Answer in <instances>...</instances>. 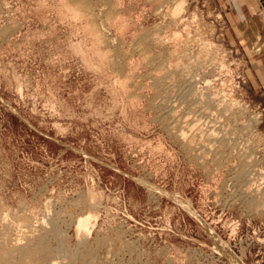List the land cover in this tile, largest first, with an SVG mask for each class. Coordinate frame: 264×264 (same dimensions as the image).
I'll list each match as a JSON object with an SVG mask.
<instances>
[{"label":"rangeland","instance_id":"1","mask_svg":"<svg viewBox=\"0 0 264 264\" xmlns=\"http://www.w3.org/2000/svg\"><path fill=\"white\" fill-rule=\"evenodd\" d=\"M179 1L0 0V264H264V105Z\"/></svg>","mask_w":264,"mask_h":264},{"label":"crops","instance_id":"2","mask_svg":"<svg viewBox=\"0 0 264 264\" xmlns=\"http://www.w3.org/2000/svg\"><path fill=\"white\" fill-rule=\"evenodd\" d=\"M212 1L228 6V34L238 46L250 72L246 88L254 89L256 101L264 105V16L257 14L259 0Z\"/></svg>","mask_w":264,"mask_h":264},{"label":"bare ground","instance_id":"3","mask_svg":"<svg viewBox=\"0 0 264 264\" xmlns=\"http://www.w3.org/2000/svg\"><path fill=\"white\" fill-rule=\"evenodd\" d=\"M184 0H180L178 3H177V5H176V7H175V9H174V11H172L174 14H177V13H179L182 9H183V6H184ZM186 4V3H185ZM183 11V10H182ZM178 15V14H177ZM191 77L192 76H190V80H192L191 79ZM186 80H188V79H186ZM186 82H188V81H186ZM192 82V81H191ZM190 85V84H189ZM184 93V92H183ZM188 93H191V92H188ZM179 95V94H178ZM191 127H189L188 129H190ZM183 129V128H182ZM192 130V129H191ZM183 131V130H182ZM185 131V130H184ZM186 132V131H185ZM191 132V131H190ZM194 132V131H193ZM192 132V133H193ZM183 133V132H182ZM181 133V134H182ZM187 133V132H186ZM185 133V134H186ZM188 133H189V131H188ZM191 133V134H192ZM179 136H180V134H179ZM188 136V135H187ZM190 136H192V135H190ZM181 138H184V137H181ZM188 138V137H187ZM229 139V138H228ZM183 140V139H182ZM184 141V140H183ZM198 147V146H197ZM196 148V147H195ZM247 176V175H246ZM152 188V187H151ZM174 198V197H173ZM177 200V199H176ZM94 201V200H93ZM92 201V203H95V202H93ZM179 201V200H178ZM91 202V201H90ZM180 202V201H179ZM178 202V203H179ZM182 204V203H181ZM90 205H92V204H90ZM184 205V204H183ZM93 206V205H92ZM94 206H96L95 204H94ZM187 206V205H186ZM190 206V205H189ZM188 206V207H189ZM94 208V207H93ZM189 212H191V211H189ZM83 216V215H82ZM197 218V217H196ZM5 219V218H4ZM198 219V218H197ZM6 221V220H5ZM1 222V221H0ZM1 223H3V222H1ZM5 224V223H4ZM3 224V225H4ZM1 225V224H0ZM2 225V226H3ZM9 225V224H8ZM87 225H88V218H80V219H78V221H77V230L78 231H82V230H85L86 229V227H87ZM4 227V226H3ZM91 227V226H90ZM0 228H1V226H0ZM4 228H2V230H3ZM88 230V229H87ZM210 230V229H209ZM4 231V230H3ZM211 231V230H210ZM2 231H1V229H0V233H1ZM77 232V231H76ZM6 233V232H5ZM85 233V232H84ZM84 233H83V235H84ZM1 234H4V233H1ZM8 234V233H7ZM78 234V233H77ZM86 234V233H85ZM88 234H90V233H88ZM32 235V234H31ZM79 235H82V233L81 234H79ZM87 235V234H86ZM10 236V235H9ZM209 236L211 237V238H213L212 240H214V245L216 246V248H218V250H219V252L221 253V254H223L224 256H226V257H228V258H230V259H232L233 260V262L235 263V264H242V261H241V259L239 258V257H237V256H235L234 254H232L228 249H227V247L226 246H224V245H222L223 243H220L219 241H218V237H216L215 236V234H214V232L212 233V232H209ZM11 237V236H10ZM29 237V236H28ZM31 237H33V236H31ZM87 237V236H86ZM80 238V237H79ZM82 238H83V236H82ZM19 239V238H18ZM18 239H15L14 237L12 238V239H10L8 236H6L5 234L2 236V235H0V260H4V258H6L5 257V255L6 254H8V255H10V256H15V257H18L19 259H21L22 261H24L25 262V260L27 259V258H29V259H31L32 257H36V258H38L39 257V250H32V249H30V248H28L27 246H23V245H20V243L17 241ZM39 240V239H38ZM40 240H42V239H40ZM81 240V239H80ZM82 243V242H81ZM37 260V259H36ZM51 262H53V261H51ZM50 262V263H51ZM49 263V264H50ZM71 264H76V263H74V262H72Z\"/></svg>","mask_w":264,"mask_h":264},{"label":"built area","instance_id":"4","mask_svg":"<svg viewBox=\"0 0 264 264\" xmlns=\"http://www.w3.org/2000/svg\"><path fill=\"white\" fill-rule=\"evenodd\" d=\"M259 9H258V12L257 14L259 16H264V0H259Z\"/></svg>","mask_w":264,"mask_h":264}]
</instances>
